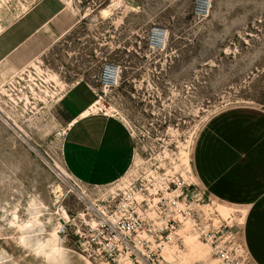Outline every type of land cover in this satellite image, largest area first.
Segmentation results:
<instances>
[{
    "label": "rangeland",
    "instance_id": "rangeland-1",
    "mask_svg": "<svg viewBox=\"0 0 264 264\" xmlns=\"http://www.w3.org/2000/svg\"><path fill=\"white\" fill-rule=\"evenodd\" d=\"M76 87L101 100L88 114L134 137L113 184L85 185L63 161L59 98ZM251 111L264 113V0H0V264H225L219 244L257 264L246 209L200 170L217 149L247 160ZM98 212L143 219L137 256L83 250L77 226Z\"/></svg>",
    "mask_w": 264,
    "mask_h": 264
},
{
    "label": "crops",
    "instance_id": "crops-1",
    "mask_svg": "<svg viewBox=\"0 0 264 264\" xmlns=\"http://www.w3.org/2000/svg\"><path fill=\"white\" fill-rule=\"evenodd\" d=\"M86 87L68 89L59 104L67 113L62 158L70 174L90 186L110 185L130 169L136 150L128 125L115 115L92 112L82 116L92 102ZM244 136L252 141L247 160L224 161L207 153L200 164L212 194L238 208H245L246 247L257 264H264V113L249 112ZM248 116V115H247ZM248 215L250 217H248Z\"/></svg>",
    "mask_w": 264,
    "mask_h": 264
},
{
    "label": "built area",
    "instance_id": "built-area-1",
    "mask_svg": "<svg viewBox=\"0 0 264 264\" xmlns=\"http://www.w3.org/2000/svg\"><path fill=\"white\" fill-rule=\"evenodd\" d=\"M154 35V41L160 43L163 39L162 32L155 30ZM118 72L116 66L107 65L103 71L104 79L114 81ZM77 228L78 236L84 240L81 243L83 250L90 257L115 261L123 254L129 257L137 256L140 246L144 245V239L140 234L146 232V229L139 215H107L98 212L95 213L92 223L83 221ZM216 253L225 264L238 263L234 254L220 244L216 246Z\"/></svg>",
    "mask_w": 264,
    "mask_h": 264
},
{
    "label": "bare ground",
    "instance_id": "bare-ground-1",
    "mask_svg": "<svg viewBox=\"0 0 264 264\" xmlns=\"http://www.w3.org/2000/svg\"><path fill=\"white\" fill-rule=\"evenodd\" d=\"M117 74H115V76H116ZM100 106H101V100L100 99H98V100H96V102L94 103V107H97V108H100ZM93 107L91 106V107H89L88 109H86L85 111H83V113H82V116H86L87 114H88V111L90 110V109H92Z\"/></svg>",
    "mask_w": 264,
    "mask_h": 264
}]
</instances>
